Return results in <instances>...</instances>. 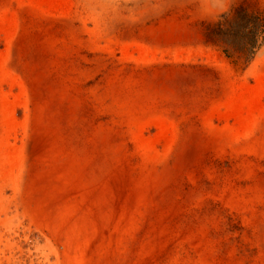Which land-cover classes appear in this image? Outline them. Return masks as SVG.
<instances>
[{
	"label": "rangeland",
	"instance_id": "obj_1",
	"mask_svg": "<svg viewBox=\"0 0 264 264\" xmlns=\"http://www.w3.org/2000/svg\"><path fill=\"white\" fill-rule=\"evenodd\" d=\"M218 3L0 0V264H264V0Z\"/></svg>",
	"mask_w": 264,
	"mask_h": 264
},
{
	"label": "clouds",
	"instance_id": "obj_2",
	"mask_svg": "<svg viewBox=\"0 0 264 264\" xmlns=\"http://www.w3.org/2000/svg\"><path fill=\"white\" fill-rule=\"evenodd\" d=\"M232 4V0H219L217 5L218 15L214 18H209L212 21L219 19V17L223 14H226L229 11L230 5Z\"/></svg>",
	"mask_w": 264,
	"mask_h": 264
},
{
	"label": "bare ground",
	"instance_id": "obj_3",
	"mask_svg": "<svg viewBox=\"0 0 264 264\" xmlns=\"http://www.w3.org/2000/svg\"><path fill=\"white\" fill-rule=\"evenodd\" d=\"M248 130V129H247ZM251 130V129H250ZM252 131V130H251ZM257 132V131H256ZM263 133V132H262ZM256 134V133H255ZM262 137H264V135L262 136ZM261 137V138H262ZM251 138V137H250ZM233 139V138H232ZM257 142H258V139H257ZM260 144V143H259ZM234 145V144H233ZM20 166V165H19ZM16 170V169H15ZM60 204V203H59ZM77 215H78V213H77ZM70 216V215H69ZM66 220V219H65ZM73 222V221H72ZM71 228H73L74 229V227H71ZM70 228V229H71ZM80 228V227H79ZM85 228V227H84ZM81 229V228H80ZM87 230V229H86ZM75 232H77L76 230H74ZM74 231H73V233H74ZM82 231V230H81ZM65 233V232H64ZM66 234V233H65ZM75 234V233H74ZM77 234V233H76ZM76 236V235H75ZM65 237H66V235H65ZM71 237V236H70ZM74 237V236H73ZM79 235H77L76 237H75V240H76V238H77V240H79ZM81 238V237H80ZM83 239V238H82ZM69 240V239H68ZM74 241V240H73ZM70 242H72V241H70ZM76 242V241H75ZM81 242V241H80ZM66 243V242H65ZM66 245V244H65ZM71 245H72V243H71ZM69 246H70V244H69ZM79 247V246H78ZM73 249H74V247H72ZM75 252V251H74ZM82 252V251H81ZM74 254V253H73ZM74 257H75V255H74ZM78 257V256H77ZM80 257V256H79ZM69 258H71V257H69ZM82 258V257H81ZM77 261V260H76Z\"/></svg>",
	"mask_w": 264,
	"mask_h": 264
}]
</instances>
